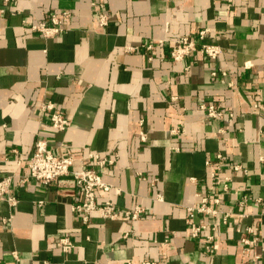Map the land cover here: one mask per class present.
Here are the masks:
<instances>
[{"label":"crops","instance_id":"0c3cea01","mask_svg":"<svg viewBox=\"0 0 264 264\" xmlns=\"http://www.w3.org/2000/svg\"><path fill=\"white\" fill-rule=\"evenodd\" d=\"M94 3L105 4L108 25H99ZM64 10L73 18L62 34L32 29ZM205 27L222 54L175 61L172 46ZM46 100L71 118L69 130L51 126L39 109ZM202 103L224 115L207 117ZM254 104L264 106V0H0V178L15 176L20 199L0 202V264H264V109ZM40 136L74 155L75 168L94 167L91 152L116 158L103 172L112 187L98 198L143 206L142 216L83 224L71 208L80 198L71 176L21 184ZM219 152L231 180L212 192L206 161ZM207 190L218 212L196 214L208 227L193 237L188 207ZM251 226L259 240L245 251ZM211 233L218 249L207 251ZM62 235L77 243L67 254L56 245Z\"/></svg>","mask_w":264,"mask_h":264},{"label":"built area","instance_id":"2783aa9c","mask_svg":"<svg viewBox=\"0 0 264 264\" xmlns=\"http://www.w3.org/2000/svg\"><path fill=\"white\" fill-rule=\"evenodd\" d=\"M7 3H13L16 5L17 0H4ZM94 6L98 8V21L99 25L104 27L108 25L110 19L106 11L104 3H94ZM1 11H4L2 9ZM73 15L69 10L51 14L47 19L40 20L37 23L32 24V29L38 31L45 38H52L59 34H62L67 26L72 21ZM211 28L205 27L199 30L197 37L183 36L181 37L171 49V57L175 61L183 60L186 56L191 55L193 52L200 50L203 54L211 59H217L223 52L221 45L216 43L206 42V37L211 33ZM151 48V46H149ZM218 70L213 71V75H218ZM225 74V72H223ZM256 108L264 109L261 104H254ZM200 108L205 112L209 118H219L224 115L223 111L220 110L215 104L202 103ZM39 109L42 113H47L50 116L51 126L58 131H67L72 125L71 118L65 116L56 106L52 100H46L39 104ZM143 123V121H142ZM175 133H181L179 128L173 130ZM139 136L144 142L147 139V134L143 128L139 131ZM14 153L18 150L14 149ZM88 158L95 161L94 167L82 165L79 168H75L76 158L70 153H55L49 146L48 140L45 137H38L35 143V148L32 155L28 159V167L30 175L20 178V183H27L30 178L36 179L37 181L49 184L56 180H59L66 176H71L76 183L80 198L75 200L71 208L81 219L83 224H89L92 217L97 215L103 219L108 220H137L145 212V208L140 205H136L134 208H120L117 204L112 201L100 202L98 198V191L109 190L112 185L104 180L103 172L107 166H112L116 158L102 156L98 152H91ZM224 155L218 153L215 159H208L206 161L209 167V173L211 176V183L209 185L210 191L214 192L218 188L223 190L229 189L230 176H222V164ZM236 170L243 169V166L236 164L234 166ZM247 172L246 169H243ZM15 176L13 174L7 175L0 178V202H7L11 207L19 204V197L13 192ZM200 197V203L196 206L188 207L189 216L187 223L190 225L191 234L193 237H198L202 230L208 226L205 223H197L194 218L196 214L203 213L206 215L216 214L218 211L210 204L211 192L208 190L203 193H197ZM158 199L162 200V196L159 195ZM213 203H218L220 199L215 197L212 199ZM246 201V200H245ZM42 203V202H40ZM243 204V202H242ZM12 220L11 217H2L1 221L3 224L8 225ZM228 221V214L224 215V222ZM249 232L255 234L253 239L247 236L241 238V244L245 251H251L254 243L259 240L257 236L258 228L251 226L248 228ZM125 233L123 236H127ZM216 236L211 233L207 236L206 250L211 251L212 249H218L217 242L215 241ZM167 241V240H166ZM57 247L65 254L69 253L73 248L77 246L68 235H62L56 240ZM17 258V251L13 252ZM259 256H256L257 259ZM125 264H160V262L151 259H145L140 262H134L132 260L127 261Z\"/></svg>","mask_w":264,"mask_h":264}]
</instances>
